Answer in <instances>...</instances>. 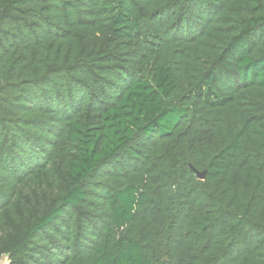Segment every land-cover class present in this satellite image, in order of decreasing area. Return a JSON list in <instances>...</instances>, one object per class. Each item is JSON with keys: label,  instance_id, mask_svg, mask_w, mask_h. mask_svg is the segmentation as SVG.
Segmentation results:
<instances>
[{"label": "trees", "instance_id": "1", "mask_svg": "<svg viewBox=\"0 0 264 264\" xmlns=\"http://www.w3.org/2000/svg\"><path fill=\"white\" fill-rule=\"evenodd\" d=\"M1 257L264 264V0H0Z\"/></svg>", "mask_w": 264, "mask_h": 264}, {"label": "water", "instance_id": "2", "mask_svg": "<svg viewBox=\"0 0 264 264\" xmlns=\"http://www.w3.org/2000/svg\"><path fill=\"white\" fill-rule=\"evenodd\" d=\"M193 170H194V172H195V174H196L198 179H204L205 178V174H206L205 171H198V170H195V169H193Z\"/></svg>", "mask_w": 264, "mask_h": 264}, {"label": "built area", "instance_id": "3", "mask_svg": "<svg viewBox=\"0 0 264 264\" xmlns=\"http://www.w3.org/2000/svg\"><path fill=\"white\" fill-rule=\"evenodd\" d=\"M0 264H7V259H6V257H1V258H0Z\"/></svg>", "mask_w": 264, "mask_h": 264}]
</instances>
